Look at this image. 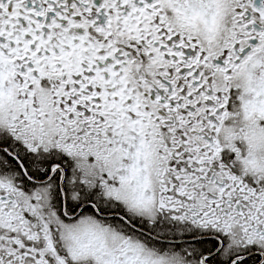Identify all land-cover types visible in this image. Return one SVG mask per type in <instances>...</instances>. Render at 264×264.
<instances>
[{"label": "snow or ice", "instance_id": "1", "mask_svg": "<svg viewBox=\"0 0 264 264\" xmlns=\"http://www.w3.org/2000/svg\"><path fill=\"white\" fill-rule=\"evenodd\" d=\"M0 264H264V0H0Z\"/></svg>", "mask_w": 264, "mask_h": 264}]
</instances>
